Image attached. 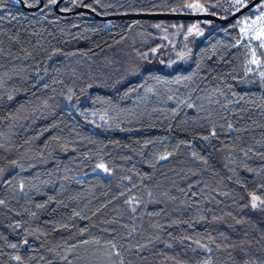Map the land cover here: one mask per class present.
Returning <instances> with one entry per match:
<instances>
[{"label": "trees", "instance_id": "trees-1", "mask_svg": "<svg viewBox=\"0 0 264 264\" xmlns=\"http://www.w3.org/2000/svg\"><path fill=\"white\" fill-rule=\"evenodd\" d=\"M22 1L43 8L0 0V264H264V50L239 34L264 2L223 25L90 18L253 0Z\"/></svg>", "mask_w": 264, "mask_h": 264}, {"label": "water", "instance_id": "water-1", "mask_svg": "<svg viewBox=\"0 0 264 264\" xmlns=\"http://www.w3.org/2000/svg\"><path fill=\"white\" fill-rule=\"evenodd\" d=\"M22 7L29 12H37L42 10L43 8V2H41V5L36 9H27L25 7V4L22 0H18ZM42 1V0H41ZM92 1V0H90ZM64 2V0H61L57 7ZM264 2V0H253L251 3H249L245 8H243L241 11L234 14L229 19H221L219 17L213 16V15H130V16H119V17H113V18H99V16L94 15L90 19H100L104 21L112 20V19H120V20H154V21H162V20H168V21H206V22H212V23H219V24H229L232 22L237 21L241 17H243L246 13L249 11H252L255 9L259 4ZM56 7V10H57ZM86 13H89V11H85ZM69 15V14H64Z\"/></svg>", "mask_w": 264, "mask_h": 264}, {"label": "built area", "instance_id": "built-area-1", "mask_svg": "<svg viewBox=\"0 0 264 264\" xmlns=\"http://www.w3.org/2000/svg\"><path fill=\"white\" fill-rule=\"evenodd\" d=\"M241 42L248 46L258 45L264 50V11L239 23Z\"/></svg>", "mask_w": 264, "mask_h": 264}, {"label": "rangeland", "instance_id": "rangeland-1", "mask_svg": "<svg viewBox=\"0 0 264 264\" xmlns=\"http://www.w3.org/2000/svg\"><path fill=\"white\" fill-rule=\"evenodd\" d=\"M61 1V0H60ZM59 1V2H60ZM65 1V0H64ZM93 1V0H92ZM92 1H88V2H92ZM250 1H252V0H249V2ZM58 2V3H59ZM58 3L55 5V10H56V7H57V5H58ZM63 3V2H62ZM61 5V4H60ZM60 5L57 7V10H56V12H58V13H60L59 12V7H60ZM83 7H85L86 6V3L84 4V5H82ZM262 7H264V6H261V7H259L258 9H257V11L258 12H261L263 9H262ZM85 11H88V10H85ZM78 13H79V11H78ZM253 18V17H252ZM246 20V19H245ZM193 32H196V34H198V35H200V34H202V32L200 31V29L196 26L194 29H193ZM201 36V35H200ZM162 52L164 53L165 51H164V49H162ZM162 53V54H163ZM154 54V53H153ZM159 55L158 54V61L157 62H154V63H152V64H156L157 66H159V67H161V65L163 64V62H162V60H160L161 59V56H163L164 57V55ZM94 119H96V120H99V121H101V122H104L105 121V119H104V117H102V116H100V115H94V116H92Z\"/></svg>", "mask_w": 264, "mask_h": 264}]
</instances>
